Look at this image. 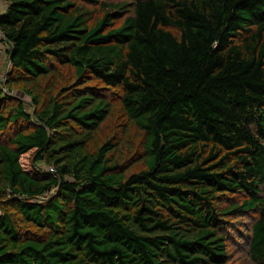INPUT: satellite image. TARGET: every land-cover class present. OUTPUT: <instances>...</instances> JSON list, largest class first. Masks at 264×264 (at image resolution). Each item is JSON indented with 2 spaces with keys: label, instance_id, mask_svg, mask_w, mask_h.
<instances>
[{
  "label": "trees",
  "instance_id": "obj_1",
  "mask_svg": "<svg viewBox=\"0 0 264 264\" xmlns=\"http://www.w3.org/2000/svg\"><path fill=\"white\" fill-rule=\"evenodd\" d=\"M3 1L0 264H264V0Z\"/></svg>",
  "mask_w": 264,
  "mask_h": 264
},
{
  "label": "rangeland",
  "instance_id": "obj_2",
  "mask_svg": "<svg viewBox=\"0 0 264 264\" xmlns=\"http://www.w3.org/2000/svg\"><path fill=\"white\" fill-rule=\"evenodd\" d=\"M4 8H5V3H4V1L3 0H0V12H2L3 10H4ZM3 49H5V48H3ZM4 59H6V57L4 56V55H1V61H0V64H1V69H0V80L2 79L3 81H4V72H5V70H6V66L4 65ZM9 68V67H8ZM12 95H14L15 97H17V98H19V99H21L22 100V102L24 103V106H25V110H27L28 112H30L31 111V108H30V103H29V99L27 98V97H25V96H23L21 93H19V92H15V91H13L12 93H11ZM119 116V112H117V115H116V117L113 119V120H111L109 123H108V128H106V130L107 131H105V132H107V135H109V136H111V132L112 131H117L119 128H120V125H121V123H122V119H121V117L119 118L118 117ZM115 128V129H114ZM110 130V131H109ZM131 132V134H130V138L132 137L133 139L135 138V134H134V132L133 131H130ZM132 139V140H133ZM132 140H131V142H132ZM132 146H134V143L132 142V144H131ZM133 150V149H132ZM131 158H129L128 156H123L122 157V163L123 164H126L129 160H130ZM137 165H132V168H135ZM248 220H247V218H244V219H241L237 224H236V226L237 227H239V228H241V229H244L245 228V230H246V222H247ZM240 259H241V261L244 263V262H246V257H245V255H243V256H241L240 257Z\"/></svg>",
  "mask_w": 264,
  "mask_h": 264
},
{
  "label": "built area",
  "instance_id": "obj_3",
  "mask_svg": "<svg viewBox=\"0 0 264 264\" xmlns=\"http://www.w3.org/2000/svg\"><path fill=\"white\" fill-rule=\"evenodd\" d=\"M10 93H12V92H10ZM49 171H51V172H55V170H54V168L53 167H49Z\"/></svg>",
  "mask_w": 264,
  "mask_h": 264
}]
</instances>
